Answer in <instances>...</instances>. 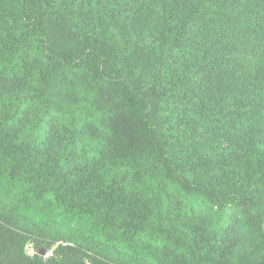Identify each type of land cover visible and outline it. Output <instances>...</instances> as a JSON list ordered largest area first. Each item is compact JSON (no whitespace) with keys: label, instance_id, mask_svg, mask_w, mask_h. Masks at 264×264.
I'll return each instance as SVG.
<instances>
[{"label":"trees","instance_id":"1","mask_svg":"<svg viewBox=\"0 0 264 264\" xmlns=\"http://www.w3.org/2000/svg\"><path fill=\"white\" fill-rule=\"evenodd\" d=\"M0 264H264V0H0Z\"/></svg>","mask_w":264,"mask_h":264},{"label":"rangeland","instance_id":"2","mask_svg":"<svg viewBox=\"0 0 264 264\" xmlns=\"http://www.w3.org/2000/svg\"><path fill=\"white\" fill-rule=\"evenodd\" d=\"M246 50L244 53L240 54L239 60L242 64L243 70H246L248 72H255L257 67L258 59L261 55L262 49L257 46L253 47H246ZM259 56V57H258Z\"/></svg>","mask_w":264,"mask_h":264},{"label":"built area","instance_id":"3","mask_svg":"<svg viewBox=\"0 0 264 264\" xmlns=\"http://www.w3.org/2000/svg\"><path fill=\"white\" fill-rule=\"evenodd\" d=\"M62 244L65 245L66 243L63 242ZM29 251H30V250H29Z\"/></svg>","mask_w":264,"mask_h":264}]
</instances>
